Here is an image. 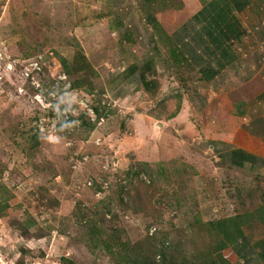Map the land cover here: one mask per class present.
<instances>
[{
	"label": "rangeland",
	"instance_id": "obj_1",
	"mask_svg": "<svg viewBox=\"0 0 264 264\" xmlns=\"http://www.w3.org/2000/svg\"><path fill=\"white\" fill-rule=\"evenodd\" d=\"M45 3L0 0V184L13 195L10 209L0 218V264L18 263L21 248L38 256L44 254L32 264H60L63 255H72L78 264H109L107 258L93 260L77 240L69 242L56 232L42 240L23 238L14 226L29 217L39 223L31 230L33 235L47 233L49 225L73 222L80 203L94 207L105 197H114L119 185L130 182L134 183L131 196L138 199L137 193L141 194L146 202H138L144 208L139 212L119 209L120 223L131 240L145 238L146 228L154 222L162 230H173L179 236L187 231L189 235L188 224L200 205L197 170L192 167L197 163L182 152L187 141L154 121L152 96L147 91L140 90L127 102L102 95L105 83L120 70L116 55L117 46L122 44L111 36L116 33L119 38L115 32L119 26L102 17L104 11L108 13L105 2L76 0L75 6L72 0ZM84 15L86 21L81 18ZM85 23L87 29L83 27L76 35L82 48L98 40L95 44L100 51L89 57L92 73L69 76L54 52L65 48L68 40L74 42L73 32ZM149 34L157 40L155 32ZM104 54L109 59L103 58ZM39 56L43 57L44 71L37 77V85L53 82L55 97L22 75L27 61ZM8 64L12 70H7ZM77 80L84 83L81 89L73 87ZM61 105L75 114L73 122L60 128ZM104 107L111 110L110 117L94 122L96 111ZM33 135L36 147H32ZM141 164L150 166L157 175L155 181L145 173L127 179L130 167L143 170ZM159 170L164 172L161 177ZM93 181L102 186V192H95ZM71 231L77 237V228ZM154 233V229L149 232Z\"/></svg>",
	"mask_w": 264,
	"mask_h": 264
},
{
	"label": "crops",
	"instance_id": "obj_2",
	"mask_svg": "<svg viewBox=\"0 0 264 264\" xmlns=\"http://www.w3.org/2000/svg\"><path fill=\"white\" fill-rule=\"evenodd\" d=\"M102 1L104 20L119 26V38L111 36L122 43L120 70L102 95L127 102L140 90L151 94L154 121L187 141L182 152L197 163L204 220L262 218L248 222L224 256L232 264H264V0ZM68 41L54 52L64 71L81 56L92 65L98 40L87 49L77 36ZM12 198L0 184V218Z\"/></svg>",
	"mask_w": 264,
	"mask_h": 264
},
{
	"label": "trees",
	"instance_id": "obj_3",
	"mask_svg": "<svg viewBox=\"0 0 264 264\" xmlns=\"http://www.w3.org/2000/svg\"><path fill=\"white\" fill-rule=\"evenodd\" d=\"M73 64L71 70L65 71V74L74 76L81 71L93 72L92 66L85 56L75 59ZM83 86L84 83L80 80L73 83L75 89H81ZM40 87L48 89V96L54 91L56 92L53 82L48 84L46 81H42ZM64 108V106H60V128L66 127L74 121L73 116L70 115L66 118L62 115L61 111ZM179 109L180 104L172 116H176ZM96 112V121L105 120L112 113L110 109H105V107ZM31 138L33 140L32 147H36L38 145L36 135ZM141 166H143V170L136 169L137 166H131L127 172V179L133 180L145 173L152 181H155L157 175L150 169V166L148 164H141ZM163 174V170H159L158 175L161 177ZM133 185V182H130V185H119L114 196L116 199L113 196L105 197L94 207H86L80 203L77 207L78 210L73 213L75 217L73 222L72 220L63 221L58 227L49 225L46 229L47 233L33 235L31 230L37 227L39 223L29 217L14 227L22 232L23 238L30 237L42 240L49 238V234L56 232L57 235L64 237L69 242L77 240L87 249L93 260L99 261L107 258L109 264H232L224 256V252L245 236L244 229L248 222L262 221L259 216L249 219L246 216H234L207 221L204 220L199 207L194 220L188 224L189 235L186 230V233L182 231L183 236L179 233L180 231L178 232L179 236L173 230H162L156 227L159 223L154 222L146 228V237L134 242L130 239L128 230L121 225L119 216V209L125 213L128 210L139 212L144 209L143 206L138 205V202L146 204L144 196L138 193V199L131 196L130 189ZM91 186L94 187L95 192L103 191L102 186L96 181H93ZM137 192L139 191L137 190ZM71 228H77V237L73 236ZM152 229L155 230V233L150 235L149 232ZM20 254L21 258L16 264H32L44 258V254L38 256L26 248H21ZM71 256L63 255L60 258V264H78Z\"/></svg>",
	"mask_w": 264,
	"mask_h": 264
},
{
	"label": "built area",
	"instance_id": "obj_4",
	"mask_svg": "<svg viewBox=\"0 0 264 264\" xmlns=\"http://www.w3.org/2000/svg\"><path fill=\"white\" fill-rule=\"evenodd\" d=\"M3 54L0 51V59H2ZM43 61V57L39 56L38 59H31L27 61V66L24 67L23 71H22V75L28 80V81H33L35 83H33L34 85L37 86V88L40 87V84L37 85V77H39L43 71H44V65L42 64ZM13 66L11 64H8L7 66V70H12ZM53 97L56 96L55 93L51 94ZM68 111V112H67ZM91 111V113L95 114L93 110H89ZM62 115H64L66 118H68L70 115L72 116V114H75L74 112H71L69 110L64 109L63 111H61ZM97 116V115H96ZM96 116H94L92 118L93 121L96 120ZM61 118V117H60ZM95 118V119H94ZM92 184V183H91Z\"/></svg>",
	"mask_w": 264,
	"mask_h": 264
}]
</instances>
